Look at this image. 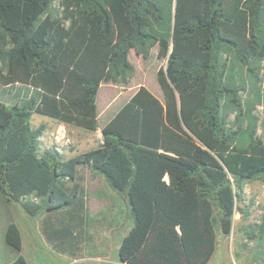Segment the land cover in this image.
I'll return each mask as SVG.
<instances>
[{
    "label": "trees",
    "instance_id": "16d2710c",
    "mask_svg": "<svg viewBox=\"0 0 264 264\" xmlns=\"http://www.w3.org/2000/svg\"><path fill=\"white\" fill-rule=\"evenodd\" d=\"M55 1L0 0L2 196L45 213L48 239L75 254L86 214L75 180L88 167L128 199L134 225L119 246L122 262L208 264L218 228L232 230L245 180L264 181L255 113L264 105V0H60L54 15ZM155 47L164 101L140 85L118 121L136 132L116 121L94 149L67 159L42 151L45 127H33L34 112L96 130L101 85L126 84L131 51L146 59ZM5 240L19 251L10 264H27L17 222Z\"/></svg>",
    "mask_w": 264,
    "mask_h": 264
},
{
    "label": "rangeland",
    "instance_id": "374dc122",
    "mask_svg": "<svg viewBox=\"0 0 264 264\" xmlns=\"http://www.w3.org/2000/svg\"><path fill=\"white\" fill-rule=\"evenodd\" d=\"M61 8L60 0H56L53 3V14L61 15ZM157 51L158 48L155 47L152 54L143 59L132 50L129 60L133 71L127 83L110 82L101 85L97 98L99 112L96 130L78 127L34 112L31 120L33 127H45L41 139L42 151L55 148L67 159L100 146L103 142V130L109 128L112 122L120 120L122 110L140 85L146 86L164 101L157 71L165 64V60L158 59ZM261 66L264 88V60ZM246 88L240 91L243 102L248 97L249 87ZM255 113L260 117L257 135L264 142V105H258ZM126 114L128 112L122 115L125 120ZM134 118H137V112ZM229 124L237 127L235 113L230 115ZM117 125L126 135H131L133 130L136 132V128L132 130L122 121ZM79 176L81 179L78 177L75 181H79L83 188L86 214L83 227L77 229L75 254L61 251L48 239L43 230L44 218L47 216L45 213L32 216L22 204L6 202L0 192V264H10L19 255V251L5 240V231L11 221L17 222L22 231L21 253L27 259V264H130L122 262L118 254L121 241L134 225L128 199L115 192L102 175L92 172L88 167L80 168ZM75 181H67V187L72 186ZM263 223L264 181L260 178L245 180L243 196L237 200L232 230L225 234L218 228L217 248L208 264H264V241L262 243L260 239V226Z\"/></svg>",
    "mask_w": 264,
    "mask_h": 264
},
{
    "label": "crops",
    "instance_id": "0c3cea01",
    "mask_svg": "<svg viewBox=\"0 0 264 264\" xmlns=\"http://www.w3.org/2000/svg\"><path fill=\"white\" fill-rule=\"evenodd\" d=\"M51 118V117H50ZM54 119V118H53Z\"/></svg>",
    "mask_w": 264,
    "mask_h": 264
}]
</instances>
